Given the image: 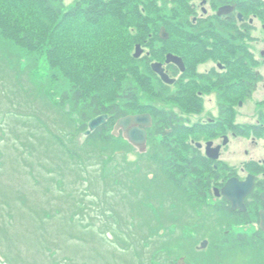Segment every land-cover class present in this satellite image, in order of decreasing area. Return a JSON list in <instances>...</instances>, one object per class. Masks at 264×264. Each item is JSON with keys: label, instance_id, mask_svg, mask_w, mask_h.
Listing matches in <instances>:
<instances>
[{"label": "trees", "instance_id": "16d2710c", "mask_svg": "<svg viewBox=\"0 0 264 264\" xmlns=\"http://www.w3.org/2000/svg\"><path fill=\"white\" fill-rule=\"evenodd\" d=\"M159 2L168 10L161 0H76L67 12L63 0H0V115L13 121L14 129L10 131L18 144L14 145L18 156L10 155L9 160L12 172L15 160L19 171L11 175L10 185L0 179V186L13 198L15 228L35 229L43 243L41 248L46 245L39 259L36 255L24 256L23 264L36 263L48 253L54 260L52 264H74L77 252L71 242L80 244L77 241L86 238L100 257L108 252L102 250L105 245L110 246V255L124 252L116 243L124 245L122 230L128 212L124 209L125 196L131 191L128 182L133 181L135 167L120 160L121 151L133 148L112 131L120 119L135 114L133 111H148L146 103H138L140 93L130 80L138 79L140 74V60H135L132 53L139 43L157 39L160 27L155 25L156 18L162 12ZM167 3L170 5V0ZM164 17L158 20L170 32L171 16ZM16 52L21 64L18 59L14 61ZM27 55L36 65L45 58L50 74L36 77L37 68L29 69L30 64L24 67ZM4 100L8 104L5 109ZM102 115H110L108 125L85 137L80 145L78 138L86 134L92 120ZM18 121L23 125L17 126L14 122ZM157 147L140 159L160 169L158 173L174 184L170 189L192 190L200 198L199 187L186 179L178 151L171 152L165 142ZM2 156L6 160V154L2 152ZM107 161L114 164L110 175L106 172ZM86 183L87 188L81 189ZM139 197L140 193L134 204L141 208L135 212L145 215L148 209L144 202L142 207ZM101 206L104 208L97 217L112 222L105 227L117 229L116 234L108 232L115 234V242L101 238L91 225L84 226V217H94L92 208ZM134 228H138L136 223L129 231L134 233ZM130 238L125 243H130ZM151 246L153 241L146 240L125 249L139 253L141 264L144 258L152 263L153 255L159 257L162 248L151 255L140 253L153 249ZM99 259L103 260L96 257L97 264H101ZM83 260L92 263L93 258L88 255Z\"/></svg>", "mask_w": 264, "mask_h": 264}, {"label": "flooded vegetation", "instance_id": "af4514ba", "mask_svg": "<svg viewBox=\"0 0 264 264\" xmlns=\"http://www.w3.org/2000/svg\"><path fill=\"white\" fill-rule=\"evenodd\" d=\"M170 6L171 38L140 44L146 149L165 142L178 151L225 243L264 256V0ZM119 136L127 141L123 128Z\"/></svg>", "mask_w": 264, "mask_h": 264}, {"label": "rangeland", "instance_id": "374dc122", "mask_svg": "<svg viewBox=\"0 0 264 264\" xmlns=\"http://www.w3.org/2000/svg\"><path fill=\"white\" fill-rule=\"evenodd\" d=\"M161 1H164L165 4L168 5V10L164 6L163 2H159V6L162 8L163 13L161 12L160 15L157 16L155 25L159 26L160 29L163 23H161L158 18L160 19L163 15L165 16L164 19H169L173 14L171 6L167 3L168 0ZM74 3H76V0H64V5L67 8L66 12L74 7ZM158 14L159 12H157V15ZM155 25H152V28H154ZM160 29L156 34L157 39L162 38ZM167 32L171 33V30L170 32ZM142 40L143 39H140L139 41ZM153 40H155V38ZM135 48L132 54H135ZM16 54L17 56L14 61H17L18 59V62L20 63L18 52H16ZM32 59V56H25L24 63L26 64H24V67L30 64L29 69L37 68L34 71L36 77H47L50 74V71L46 59L43 58L39 60L38 65H36V62H33ZM28 60L29 63H27ZM141 63L142 61L139 65ZM138 73H140L138 79L130 77L132 84L140 93V100L138 103L150 102L151 97L147 91V86L149 87V77L147 75L145 78V73H143L140 68ZM4 101L5 104L3 109H5L8 105L7 100ZM1 106L2 105L0 104V109ZM133 112L136 114L140 111ZM7 120L6 116L4 118L0 115V125L3 126V128L0 129L7 133L5 135L0 131V164L4 163V165H7L4 167L0 165V179L5 182L6 185H10L11 175H15L19 171L18 164L15 160V172H12V165L10 163L9 156L14 154L15 156H18V153L14 149V145L18 146V144L14 142L12 131H10L11 129H14L13 121L8 120L7 123ZM14 123L17 124V126L23 125L22 121ZM113 133L115 137L120 138V132H118L116 128L112 131V135ZM14 136L17 138V134ZM85 140V136L82 135L78 138V143L80 145L84 144ZM156 149H158V147L155 149L152 147L151 149H148V152L152 153ZM2 152L7 156L6 160L2 159ZM141 152V149L133 148L132 150H127L126 152L121 151L119 154L121 161L126 162V164L131 168L135 167L133 170V181H127L131 186V191L125 196L127 203L124 209L128 212L125 211L127 216L124 224L123 221H120L121 218L117 219L118 222L123 224L122 232L125 234L123 237L125 238L123 246L125 247L121 246V244H116L118 245L117 248L119 250H123L124 252L121 253L120 251L119 254L110 255L108 254L110 246L105 245L102 250L108 252L107 254L102 253L100 257L99 252L93 248L91 240H87V238L81 242L76 240L80 243L77 244L74 242L75 240L72 239L73 241L71 242V245L74 246V249L77 252V256L73 257V259L75 258L74 264H86V262H89V264H97L96 257L103 258L101 261L99 259L101 264H141L138 257L139 253L135 254L125 248H128V246L132 243L136 245L146 240L153 241V246H151L153 249H148V251L145 250L140 253L144 254L145 252H149L151 255L154 251H158L159 248L162 249L159 250V257L156 258L153 255L152 263L150 261L151 259L148 261L144 258L143 264H170L174 260L177 261L178 264H264V256L259 255L258 251L254 252L255 250L252 251L251 249L245 251L240 249L238 246L228 245L225 243L226 239L222 232V223L218 219L219 215L210 210L208 205H205L204 201H202V197L198 198V195L192 190H190L191 192L187 190V192H181L180 190L177 192L174 189H170V187L174 186V184L170 182V180L165 179L163 177L164 174L158 173L160 169L149 166L146 161L143 162L142 159H140ZM106 163L109 168L106 169V172L110 175L112 172L110 170L114 167V164L111 165L108 161ZM146 176H148V178L153 182L149 183L150 181ZM154 176L155 178L153 179ZM178 178H180V175ZM174 180L177 182L176 178H174ZM160 182L161 185H159ZM87 186L88 184L86 183L84 187H80L81 189H84L87 188ZM0 188V264H23L24 256L28 258L36 255L39 259V252H43L46 245L41 248V244L43 243L40 242L39 237L35 235V229L34 231L29 229L19 231L15 228L13 198L11 196L9 197L7 193H4L3 187L0 186ZM127 188L128 185L123 187L122 190L126 191ZM92 192L96 193L97 191L93 190ZM139 193V203H141L143 207L144 204L142 202H144V208L147 207L148 209V212L145 215H138V213L135 212L138 208H141L134 204V201L138 199ZM194 196H196V199L193 198ZM103 208V206L99 209L98 207H93L94 217L85 216L84 226L88 224L91 225L95 229L94 231L96 233L102 235L101 238L105 239L106 237H109L111 241L114 240L115 242L117 241V239H114L115 234L118 233L117 229L105 227L107 224L112 222L106 218L99 220L97 217L98 215H101L100 213ZM211 213H214L213 216L210 215ZM123 215L125 216V214ZM135 215L138 218H136ZM135 223L138 228H134L135 231L133 233L132 231H129V227H132ZM110 230L114 231L115 234L108 233ZM76 233L77 232H74L72 235L75 236ZM130 237L133 238L131 239ZM127 238L131 239L130 243H125ZM205 241L208 242V245H206L208 247L201 249V245H203ZM64 248H66V245ZM111 248L114 249L112 245ZM63 251H65V249H63ZM69 252L72 256L74 255L72 251ZM88 255L93 258L92 263H90V261L83 260V258H86ZM53 261L54 260L48 253L47 256H44L42 260H38L36 263L27 261L24 264H52Z\"/></svg>", "mask_w": 264, "mask_h": 264}, {"label": "water", "instance_id": "95a60500", "mask_svg": "<svg viewBox=\"0 0 264 264\" xmlns=\"http://www.w3.org/2000/svg\"><path fill=\"white\" fill-rule=\"evenodd\" d=\"M161 34L163 35V37L165 38L167 37L164 29L162 30ZM142 53H143L142 47L138 45L134 57L136 59H139ZM159 67H160L159 65H154L156 72H158L161 75V71ZM163 78L166 81V78L165 77ZM109 118H110L109 116H101L93 120L89 124L90 130L87 131L86 135L90 136L94 132H96L97 129H99L101 126L106 125ZM151 126H152L151 119L150 116L148 115H142L137 117L130 116L129 118L120 120L119 123L117 124L116 130L119 131L121 128H123L125 132H127V137L129 142L137 147L143 148V146H145L148 139L147 131L145 130V128H150ZM203 246L206 247L205 244Z\"/></svg>", "mask_w": 264, "mask_h": 264}]
</instances>
